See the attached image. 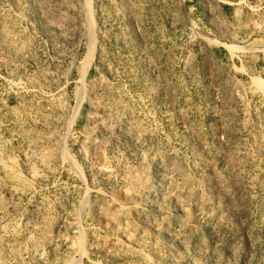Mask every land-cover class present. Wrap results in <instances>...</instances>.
I'll list each match as a JSON object with an SVG mask.
<instances>
[{
    "label": "rangeland",
    "instance_id": "rangeland-1",
    "mask_svg": "<svg viewBox=\"0 0 264 264\" xmlns=\"http://www.w3.org/2000/svg\"><path fill=\"white\" fill-rule=\"evenodd\" d=\"M0 264H264V0H0Z\"/></svg>",
    "mask_w": 264,
    "mask_h": 264
}]
</instances>
